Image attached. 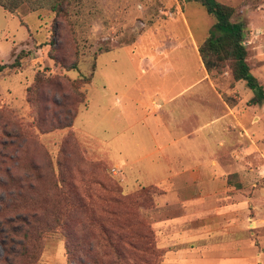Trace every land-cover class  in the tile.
I'll list each match as a JSON object with an SVG mask.
<instances>
[{"label":"rangeland","instance_id":"obj_1","mask_svg":"<svg viewBox=\"0 0 264 264\" xmlns=\"http://www.w3.org/2000/svg\"><path fill=\"white\" fill-rule=\"evenodd\" d=\"M217 1L233 7V19L244 24L246 62L264 89V0ZM65 4L62 15L31 12L25 5L14 13L0 7V112L11 120L0 121V235L6 244L0 243V259L24 262V232L47 222L51 227L38 234L34 264H93L94 258L99 264H194L199 254L189 248L197 243L188 236L194 217L185 207L193 189L207 186L211 193L219 187L202 170L206 178L195 185L189 174L171 179L174 149L162 147L172 142V134L178 136L185 117L176 109L173 117L159 116L149 97L156 100L155 87L169 91L172 82L182 87L207 75L198 45L213 19L195 0ZM20 52L25 55L14 68ZM150 62L159 73L150 71ZM37 73L59 78L63 86L40 90L34 110L26 88ZM207 78L221 95L253 102V93L234 82L228 68ZM72 81L85 83L75 92ZM185 98L172 104H184ZM251 105L240 148L206 152L220 153L217 167H203L215 169L213 178L226 179L228 189L205 198L211 208L206 213L211 252L198 264H264V103ZM72 113L69 128L42 133L37 127L63 124ZM166 130L171 133L152 139ZM161 161L162 174L147 171ZM167 174L169 179L158 180ZM234 202L239 204L234 211H216ZM55 210L64 213L59 226ZM103 229L119 234L121 242L110 239L121 247L123 259L106 245ZM178 253L184 258L177 259Z\"/></svg>","mask_w":264,"mask_h":264},{"label":"crops","instance_id":"obj_2","mask_svg":"<svg viewBox=\"0 0 264 264\" xmlns=\"http://www.w3.org/2000/svg\"><path fill=\"white\" fill-rule=\"evenodd\" d=\"M149 67L151 68L150 71L159 73L160 69L155 68L152 62H150ZM178 83L180 84V82ZM178 83L172 82L169 91L161 89V87L153 88V95L157 101L149 97V106L152 105V110H157V114L161 113L159 115L161 117H173L174 109L180 110V115L185 117L184 120H181L182 123L178 125V127L182 126V130L177 132L178 136L174 138L175 136L172 134V142L162 147V149L168 147H173L174 149L170 157L172 158L173 165L177 167L175 172L170 174L171 179H180L181 175L189 174V181L195 185L197 181H202L203 178H206L200 176L199 171L202 170L206 175L210 173L211 175L209 174V178L206 179H210V181L214 180L216 186L219 187V189L210 190L212 191L211 193L207 189V186H204L203 189L200 187L197 190L193 189L190 194L191 197L188 199V204L185 207L189 216L193 214L190 218L194 217L193 226L192 220L189 219L191 227H189L188 236L197 245L193 244V248L190 247L189 249H191L190 253L199 254L198 258L194 257V264H198L204 263V259L207 257L206 254L211 252L208 249L210 243L206 240L209 238L208 235L211 232L206 213L207 211H211V208L205 205V198L223 193L228 189L226 179L213 178L215 169L208 170V168L203 167L208 164H211L212 167H217L218 162L215 159L219 158L220 153L217 151L206 152L213 149L240 148V144L243 142V130L245 127L244 114L251 109V104L254 103V96L252 94L251 99L253 102L251 103L245 102L240 97L234 105L229 106L224 101L222 95L215 89L213 83L207 78V75L192 79L182 87L178 86ZM239 87L242 88V86ZM174 88H176L175 91L173 90ZM181 97H186L184 104H172ZM116 102L119 104L118 99ZM161 117L159 119H163ZM164 132L156 131L152 139L158 142L159 138L162 139L163 136L169 135L171 130ZM200 133H203V135L198 138L197 134ZM181 142L182 144L179 146ZM162 157L166 159L165 155ZM202 158H204V161ZM162 162L149 164L147 171L150 174L159 176L162 174L158 171L163 164ZM166 164L169 165L170 163L166 162ZM168 174L165 177L158 178V180L169 179ZM191 185L188 183V192L192 188ZM238 206L239 204L234 202L233 204L217 207L216 211L219 213H229L237 209ZM202 214L204 215L202 216ZM176 258L179 260L183 259V253H178Z\"/></svg>","mask_w":264,"mask_h":264},{"label":"trees","instance_id":"obj_3","mask_svg":"<svg viewBox=\"0 0 264 264\" xmlns=\"http://www.w3.org/2000/svg\"><path fill=\"white\" fill-rule=\"evenodd\" d=\"M195 1L198 2L200 6L204 8L207 15L213 19V24L208 32V35L198 45V54L207 75L211 79H216L224 73L225 69L228 68L234 82H242L244 87L253 93L255 102L264 103V89L258 79L251 73L246 62L247 49L245 45V26L242 22H238L233 19L235 14L234 8L220 3L217 0ZM66 2L69 3V0H0V7L9 13H14L20 6L25 5L31 12L40 9H48L56 15H62L67 5L65 4ZM49 45L54 47V42L50 41ZM106 52L108 51H102L100 54ZM24 55L25 53L20 52L16 56L13 63L14 68L20 67L19 61L21 60V57H24ZM49 58L55 60V58L50 56V54ZM71 68H76V64L74 63ZM89 80L90 78H86L84 81L89 82ZM85 82L72 81L70 83V87L73 91L78 92L81 88V83ZM62 86V81L59 78H48L40 73H37L33 78L32 84L26 88L27 103H29V105L36 110L38 109L37 99L40 90L43 88H49L60 91ZM222 97L229 106L234 105L236 102V100L230 96L222 95ZM73 119L74 113L69 114L68 120H66L63 124H58L54 127L44 129L41 128V122H39L37 127L42 133L57 128L66 129L72 126ZM0 121H4V123L6 122L5 125H7L8 122H11L10 116L0 112ZM121 203L125 205L126 201ZM127 205L132 207L134 206V203L127 202ZM63 214L64 213L60 210H55V212H53L55 226L60 225V216ZM43 224V226L40 224L41 228L28 226L24 232V240L26 243H24L25 247L23 250L20 251L21 257L27 256L24 262H11L6 258H1L0 262L3 264H34L37 257L36 254L41 248V242L38 239V234L41 232V229L48 230L51 227V225L48 226L47 222H43ZM100 234L103 235L105 240H108V244L106 245L113 249L117 257L123 259V256L120 255L121 247L110 239L114 237L117 243L121 242L119 234L111 232L107 229H103ZM0 243L4 246L6 245L1 239V235ZM93 264H99V258H94Z\"/></svg>","mask_w":264,"mask_h":264}]
</instances>
